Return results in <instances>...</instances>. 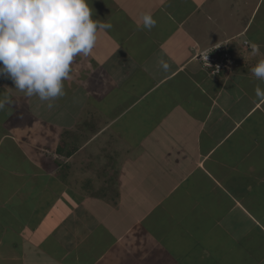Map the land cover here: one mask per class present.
<instances>
[{"label": "crops", "instance_id": "obj_1", "mask_svg": "<svg viewBox=\"0 0 264 264\" xmlns=\"http://www.w3.org/2000/svg\"><path fill=\"white\" fill-rule=\"evenodd\" d=\"M90 4L64 96L0 77V264H264V0Z\"/></svg>", "mask_w": 264, "mask_h": 264}, {"label": "clouds", "instance_id": "obj_2", "mask_svg": "<svg viewBox=\"0 0 264 264\" xmlns=\"http://www.w3.org/2000/svg\"><path fill=\"white\" fill-rule=\"evenodd\" d=\"M93 15L90 0H0V77L41 101L64 96V81L70 78L75 58L88 56L98 32L111 27ZM141 20L147 30L157 23L150 13ZM251 48L252 55L259 52L258 45ZM202 56L207 61L206 51ZM161 64L168 69L167 63ZM251 72L264 83V59ZM256 93L264 100V88L258 86ZM10 102L7 96L0 99V110Z\"/></svg>", "mask_w": 264, "mask_h": 264}, {"label": "built area", "instance_id": "obj_3", "mask_svg": "<svg viewBox=\"0 0 264 264\" xmlns=\"http://www.w3.org/2000/svg\"><path fill=\"white\" fill-rule=\"evenodd\" d=\"M244 45L247 46L248 43L244 42ZM206 52L208 53L207 61L203 58L202 54L198 56V60L204 68L210 70L212 75H217L228 70L233 64L227 46L224 44H218Z\"/></svg>", "mask_w": 264, "mask_h": 264}]
</instances>
